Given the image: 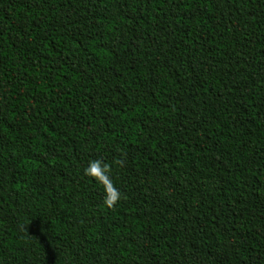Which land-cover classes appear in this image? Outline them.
<instances>
[{
  "label": "trees",
  "instance_id": "obj_1",
  "mask_svg": "<svg viewBox=\"0 0 264 264\" xmlns=\"http://www.w3.org/2000/svg\"><path fill=\"white\" fill-rule=\"evenodd\" d=\"M0 264H264V0H0Z\"/></svg>",
  "mask_w": 264,
  "mask_h": 264
},
{
  "label": "clouds",
  "instance_id": "obj_2",
  "mask_svg": "<svg viewBox=\"0 0 264 264\" xmlns=\"http://www.w3.org/2000/svg\"><path fill=\"white\" fill-rule=\"evenodd\" d=\"M99 170V166L95 163L90 165L88 169H86V172L91 175L92 173H95ZM95 178V177H94ZM120 200V192L119 189L113 185L111 189H105V203L107 206L112 207L115 204L118 203Z\"/></svg>",
  "mask_w": 264,
  "mask_h": 264
}]
</instances>
